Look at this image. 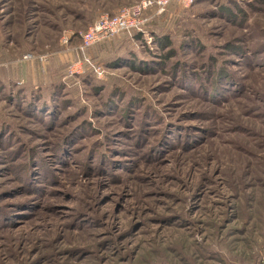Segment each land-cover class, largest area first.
Masks as SVG:
<instances>
[{"label": "rangeland", "instance_id": "rangeland-1", "mask_svg": "<svg viewBox=\"0 0 264 264\" xmlns=\"http://www.w3.org/2000/svg\"><path fill=\"white\" fill-rule=\"evenodd\" d=\"M137 1L0 0V264H264V0L149 9L69 72Z\"/></svg>", "mask_w": 264, "mask_h": 264}, {"label": "built area", "instance_id": "built-area-1", "mask_svg": "<svg viewBox=\"0 0 264 264\" xmlns=\"http://www.w3.org/2000/svg\"><path fill=\"white\" fill-rule=\"evenodd\" d=\"M193 2L194 0H139L133 4L120 7L113 14L100 16L88 30L80 34L81 42L76 48L77 58L69 64V72H79L82 69L83 60L80 58V54L93 46L110 40L120 32L144 28L147 21L145 14L149 9L156 8L160 12L172 3L188 7ZM25 58L32 59L33 54H27Z\"/></svg>", "mask_w": 264, "mask_h": 264}]
</instances>
